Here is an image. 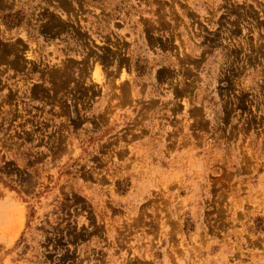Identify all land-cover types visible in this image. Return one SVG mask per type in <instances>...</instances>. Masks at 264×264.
Wrapping results in <instances>:
<instances>
[{
    "label": "rangeland",
    "instance_id": "rangeland-1",
    "mask_svg": "<svg viewBox=\"0 0 264 264\" xmlns=\"http://www.w3.org/2000/svg\"><path fill=\"white\" fill-rule=\"evenodd\" d=\"M0 264H264V0H0Z\"/></svg>",
    "mask_w": 264,
    "mask_h": 264
}]
</instances>
